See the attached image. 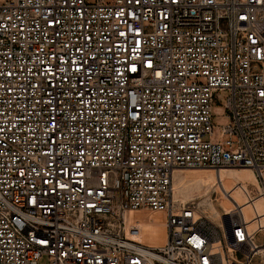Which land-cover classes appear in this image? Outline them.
Returning <instances> with one entry per match:
<instances>
[{
	"label": "built area",
	"instance_id": "2783aa9c",
	"mask_svg": "<svg viewBox=\"0 0 264 264\" xmlns=\"http://www.w3.org/2000/svg\"><path fill=\"white\" fill-rule=\"evenodd\" d=\"M186 167L264 188V0H0V264H256L264 225L176 200Z\"/></svg>",
	"mask_w": 264,
	"mask_h": 264
},
{
	"label": "bare ground",
	"instance_id": "6f19581e",
	"mask_svg": "<svg viewBox=\"0 0 264 264\" xmlns=\"http://www.w3.org/2000/svg\"><path fill=\"white\" fill-rule=\"evenodd\" d=\"M201 169L205 171L204 173L200 172L201 174L198 176L191 177L192 175L188 174ZM202 175L207 176V178L202 179ZM193 182L196 183L197 189L201 190L199 195L193 196L191 200L195 201L199 198L198 204L203 211L202 213L207 214L209 220L217 222L228 237L226 216H233L236 219L237 212L234 210L236 207L238 210H242L247 220L253 219L254 214H256L257 219L252 221L254 225L259 222L264 225V188L253 168L186 167L178 169L175 171L173 179L174 198L183 202L190 201H186L189 195L183 190ZM202 182H206L208 185L203 188ZM214 192H218L216 198L213 197L212 193ZM246 192L250 194L251 199L248 200ZM136 219H139L143 224L144 240L154 244L164 242L167 234L164 225L166 222L164 213L150 209L130 211L127 221L131 223ZM259 240L264 241L262 238ZM258 257L264 259V246L259 247L254 254L255 262Z\"/></svg>",
	"mask_w": 264,
	"mask_h": 264
},
{
	"label": "rangeland",
	"instance_id": "374dc122",
	"mask_svg": "<svg viewBox=\"0 0 264 264\" xmlns=\"http://www.w3.org/2000/svg\"><path fill=\"white\" fill-rule=\"evenodd\" d=\"M110 1H112V0H110ZM229 95H230L229 90H219L215 94V98H214V102H213V119H212L213 124H214V131H213L212 139L214 141L218 140L219 131H220L221 127L227 125L230 122V117L228 116V109L226 106ZM198 171H192V172H189L188 174H191L192 175L191 177H194V175L198 176L199 174H201L200 172L204 173L205 170L201 169ZM205 178H207V176L202 175V179H205ZM207 185L208 184L206 182L201 183V186L203 188H205ZM200 190L197 189L196 183L193 182L192 184H190L185 190H183V191H186V193L189 195V197L186 199V201L191 200L193 196L197 197L199 195ZM212 194H213V197L216 198L218 192H214ZM198 200H199V198L195 199L196 202H198ZM199 211H200L199 212L200 214H202L203 216L208 218L207 214L202 213L203 212L202 209H199ZM208 220H209V218H208ZM226 220H227V227L229 230L230 225L232 224L230 221L235 220V218L233 216H226ZM210 222H212V223L214 222V224L219 225L215 221L210 220ZM256 263L264 264V259L262 257H258V258H256Z\"/></svg>",
	"mask_w": 264,
	"mask_h": 264
},
{
	"label": "water",
	"instance_id": "95a60500",
	"mask_svg": "<svg viewBox=\"0 0 264 264\" xmlns=\"http://www.w3.org/2000/svg\"><path fill=\"white\" fill-rule=\"evenodd\" d=\"M229 232H230V233H232V232H233V227H232V224L230 225Z\"/></svg>",
	"mask_w": 264,
	"mask_h": 264
}]
</instances>
